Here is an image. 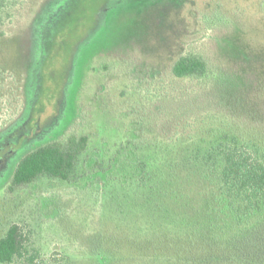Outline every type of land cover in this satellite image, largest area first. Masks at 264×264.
Masks as SVG:
<instances>
[{
  "label": "rangeland",
  "instance_id": "obj_1",
  "mask_svg": "<svg viewBox=\"0 0 264 264\" xmlns=\"http://www.w3.org/2000/svg\"><path fill=\"white\" fill-rule=\"evenodd\" d=\"M68 1L6 0L0 10V236L19 224L42 264H201L175 248L186 232L134 200L129 157L116 155L110 177L100 170L134 131L180 143L234 119L246 128L247 119L215 108L210 79L172 76L181 55L235 74L242 105L264 115V0ZM62 16L24 112L35 28L42 35ZM73 135L87 137L73 181L11 183L24 153ZM147 236L158 247L142 250Z\"/></svg>",
  "mask_w": 264,
  "mask_h": 264
},
{
  "label": "trees",
  "instance_id": "obj_2",
  "mask_svg": "<svg viewBox=\"0 0 264 264\" xmlns=\"http://www.w3.org/2000/svg\"><path fill=\"white\" fill-rule=\"evenodd\" d=\"M73 1L69 0L66 6L71 7ZM5 2L0 0V10L6 6ZM64 20L67 19L63 16L50 20L42 35L35 28L24 112L33 109L37 101L31 86L42 84V75L36 69L61 30L57 24ZM169 72L175 78L210 79L215 108L226 110L229 116L247 119L246 128L242 129L233 118L235 123H229L226 129L210 126L203 135L180 143L152 141L144 138L142 132L134 131L100 171L110 177L119 163L116 155L129 157L130 172L126 178L132 182L134 200L140 201L141 208L152 219L186 232L182 239H175L179 255L181 250L192 252V259L201 264H264V115L250 105H242L235 74L223 68L213 72L202 57L181 55ZM86 144L85 135L37 144L23 154L11 183L25 185L39 177L73 181ZM138 150L143 157L136 154ZM158 245V241L147 236L141 249L150 251ZM164 247L173 245L167 243ZM0 264H42L38 247L17 223L0 236Z\"/></svg>",
  "mask_w": 264,
  "mask_h": 264
}]
</instances>
